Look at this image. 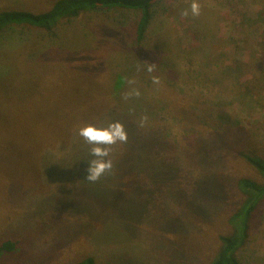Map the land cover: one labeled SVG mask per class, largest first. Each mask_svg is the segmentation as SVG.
I'll use <instances>...</instances> for the list:
<instances>
[{"label":"rangeland","instance_id":"1","mask_svg":"<svg viewBox=\"0 0 264 264\" xmlns=\"http://www.w3.org/2000/svg\"><path fill=\"white\" fill-rule=\"evenodd\" d=\"M55 1L0 0V12ZM197 2L193 16V0H160L142 41L140 13L124 10L0 33V246L18 248L0 264L215 259L244 202L239 181L264 182L238 155L264 159V0ZM116 121L128 140L89 182L77 130ZM237 256L264 264V203Z\"/></svg>","mask_w":264,"mask_h":264},{"label":"trees","instance_id":"2","mask_svg":"<svg viewBox=\"0 0 264 264\" xmlns=\"http://www.w3.org/2000/svg\"><path fill=\"white\" fill-rule=\"evenodd\" d=\"M160 0H57L45 12L22 10H7L0 12V33L11 27L28 26L47 33H53L58 25L70 19L78 18L83 13L91 11L124 10L140 13L137 25V40L144 39L147 29L153 19V8ZM264 181V159L253 152L238 153ZM239 189L244 196V202L239 211L232 217L234 232L220 238L221 247L215 259L210 264H241L237 252L245 245L248 238L249 223L256 210L264 203V182L241 179ZM17 243L6 241L0 246V260L3 255L17 251ZM76 264H95L93 258H83Z\"/></svg>","mask_w":264,"mask_h":264},{"label":"clouds","instance_id":"3","mask_svg":"<svg viewBox=\"0 0 264 264\" xmlns=\"http://www.w3.org/2000/svg\"><path fill=\"white\" fill-rule=\"evenodd\" d=\"M200 10V4L197 0H193V3L190 5L191 14L199 16ZM181 15L188 16L189 11L186 9ZM155 67V64H147V71L153 73ZM152 80L154 84L158 85L160 83L158 76L153 75ZM130 83H134V81H130ZM133 94L139 96L140 92L134 89L125 95V99ZM146 120L147 117L142 119L141 126H143V122ZM77 135L90 146L89 154L93 158L86 162L85 173L86 180L95 183L106 173L112 171L114 167L113 159L111 158L113 146L118 143H126L128 140L125 126L119 121L109 123L106 127L87 124L77 130Z\"/></svg>","mask_w":264,"mask_h":264}]
</instances>
